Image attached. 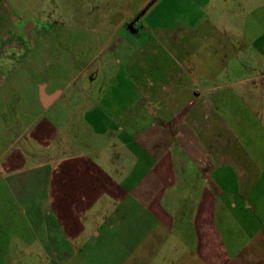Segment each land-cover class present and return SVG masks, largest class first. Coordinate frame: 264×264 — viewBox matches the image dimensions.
<instances>
[{"label":"crops","instance_id":"0c3cea01","mask_svg":"<svg viewBox=\"0 0 264 264\" xmlns=\"http://www.w3.org/2000/svg\"><path fill=\"white\" fill-rule=\"evenodd\" d=\"M58 1L140 37L59 59L0 24V264H264V141L213 112L236 77L264 101V0Z\"/></svg>","mask_w":264,"mask_h":264},{"label":"rangeland","instance_id":"374dc122","mask_svg":"<svg viewBox=\"0 0 264 264\" xmlns=\"http://www.w3.org/2000/svg\"><path fill=\"white\" fill-rule=\"evenodd\" d=\"M5 1L7 14L0 15V24H23V21H27L40 27L38 24L42 25V22L49 23L50 26H47L45 31L49 35V41L44 40L47 37L41 38L40 34H38L37 48L46 46V49L57 54L59 59H64L66 56L71 57L73 53L76 56L80 55L79 51L81 49L84 50V48L77 45L78 41L90 40V38L95 39L101 36L103 32H106L103 43H112L117 37H122L123 39L140 37L137 30L138 25L134 21L128 22V25L126 22L125 28L127 31L121 25H116L117 27L110 30H99L96 29L95 24L90 23L93 20V15L67 13V9L61 7V4L59 6L54 5L57 0ZM30 2H34L37 7L29 8L31 6ZM58 2L61 3L62 1L59 0ZM104 16L107 19L111 17L110 15ZM83 21H85V24L82 29H79ZM102 56L103 53L96 56L95 61L102 60ZM77 58H75L73 64L79 65ZM60 69L63 68L60 66ZM240 70L236 74L237 76L243 74L241 67ZM230 80L227 79L229 81L227 83L228 89L219 93L217 106L213 108V112L220 120L230 121V123H225L228 125V130L232 133V137L235 140L238 138L237 144L242 148V151H247L250 146L249 142H252L251 146H257L259 141H264V101L259 105L254 98V94L241 93L239 89H241V86L246 85L245 79L242 77L232 78V82L235 85H232ZM259 106H263V108L260 109ZM216 115H213V117ZM249 122L251 123L249 124ZM251 162L256 166H260L259 159L251 158ZM27 258L29 257L11 256V261L12 264H17L19 260ZM21 262V264H27L25 260H21Z\"/></svg>","mask_w":264,"mask_h":264}]
</instances>
